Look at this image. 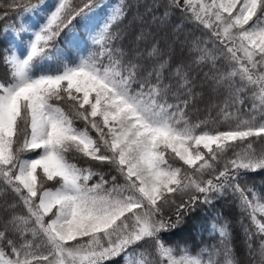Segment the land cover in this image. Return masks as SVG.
<instances>
[{
    "label": "snow or ice",
    "instance_id": "6c2138e0",
    "mask_svg": "<svg viewBox=\"0 0 264 264\" xmlns=\"http://www.w3.org/2000/svg\"><path fill=\"white\" fill-rule=\"evenodd\" d=\"M168 7L190 13L212 29L229 54L230 69L222 79L232 86L233 78L238 77L236 91H251L255 103L250 115L236 116L235 123L223 130L197 131L201 124H190L185 116L191 95L188 78L185 75L178 82L186 97L180 99V92L164 82L166 64L155 40L147 52V58L156 60L151 70L140 62L144 57L138 49L129 56L111 46L119 38L113 26L127 18L126 6L87 0L76 7L70 0H57L34 32L26 53L6 58L10 79L0 81V183L26 209L25 215L13 214L9 223L21 235L42 236L46 251L31 241L17 247L7 240L9 250L0 247V264H105L121 254L123 264H205L202 253L194 255L186 248L166 244L162 233L172 225L164 219L162 209L172 193H201L210 202L211 194H223L226 185L238 194L242 210L256 229L246 230L249 240L253 235L262 237L264 256V220L257 219V213L264 216V203L260 202L264 197L240 183L242 171L264 169V153L257 155L253 148V138L264 139V0H168ZM44 8L37 0L25 11ZM102 8L112 10L89 36L104 49L106 62L104 53L97 52L78 62L63 63L55 72L33 71L36 63L51 59L50 41L77 17L86 25ZM74 28L69 29L70 34H75ZM150 37V32L141 31L136 40ZM197 55L204 60L208 53L198 49ZM175 75H181L179 68ZM170 92L176 98L173 103L168 100ZM53 101L71 102V111ZM225 116L232 114L225 111ZM77 118L86 122L85 127L75 126ZM90 129L96 132L95 138ZM17 137L22 139L18 142ZM169 150L193 171L169 163ZM26 151H38V155L21 159L19 153ZM69 151L114 166L124 183L117 184L113 176L111 186L106 187L109 181L102 174L70 162L65 155ZM229 151L233 158L215 177L220 183L203 180L204 170L213 168V162ZM38 170L48 181L59 178V187L45 189ZM94 175L100 179L89 185ZM197 200L200 197L193 194L189 204ZM46 217L50 219L46 221ZM212 229L219 231L222 264H236L228 226L217 229L213 224ZM3 238L0 231V240ZM141 241L154 245L155 261L144 259L146 250L134 248ZM133 255L141 259L133 260Z\"/></svg>",
    "mask_w": 264,
    "mask_h": 264
},
{
    "label": "trees",
    "instance_id": "16d2710c",
    "mask_svg": "<svg viewBox=\"0 0 264 264\" xmlns=\"http://www.w3.org/2000/svg\"><path fill=\"white\" fill-rule=\"evenodd\" d=\"M46 8L38 12H26L25 8L37 3V0H0V81L7 83L10 79V69L6 65V58L12 52L22 55L27 51V43L33 37V32L39 30V26L44 22L48 9H51L57 0H41ZM76 7H82L87 0H70ZM112 7L118 5L126 6L127 18L118 25L113 26V32L119 37L115 40V48H121L131 56L139 50L144 58L140 60L145 70H151L156 65V60L147 58L150 45L155 40L161 53L160 59L165 62L163 79L165 83L173 86V91L180 92V99H184L183 89H178V82L186 75L191 88L189 103L185 109V116L190 124H201L202 131L205 128L223 130L229 124L235 123V117H247L250 109L255 103L251 98V91H236L239 85V78H233L232 86L229 81L223 80V76L230 69V64L226 57L229 55L224 46L212 35V29L205 28L198 23L190 13L182 12L168 7V0H106ZM112 8H102L97 11L85 25L79 23V17L73 20L68 28L64 29L59 36L50 41L49 54L51 59L36 63L33 71L55 72L60 69L63 63L78 62L81 58L97 52L104 53L101 46L94 45L89 33H93L105 20ZM6 13V15H5ZM259 15V14H258ZM255 21V18H254ZM250 22L249 25H252ZM74 28L75 34H70L69 29ZM215 26V25H214ZM141 31L150 32L151 37L144 41L136 40ZM206 50L208 56L200 60L197 50ZM240 55V53H238ZM107 54L103 59L107 61ZM258 59V57H257ZM180 69V76L175 75L176 69ZM217 81H220L218 83ZM170 103L176 98L169 93ZM243 100V103L240 101ZM59 104L66 112L71 111L69 101H53ZM227 105V107H226ZM225 111L232 114L225 116ZM259 119V115H258ZM78 128L85 127L86 122L82 119L74 120ZM91 135L97 136L94 130L90 129ZM22 137H17L18 142ZM253 148L257 155L264 153V139L253 138ZM203 150V149H202ZM206 152V150H203ZM38 155V151H26L19 153L21 159L31 158ZM70 162L80 168H91L94 172L102 174L104 179L109 181L111 186L112 177H116L117 184H123L124 180L116 171L115 167L107 162H99L84 157L75 151L65 153ZM207 158V156H206ZM233 158V152L224 153L213 162L214 167L205 169L201 177L203 180L211 179L214 184L220 183L216 176L224 170L225 164ZM169 163L183 166V162L175 157L169 150L166 153ZM192 172V169H187ZM38 176L42 178L45 189H55L59 187V178L48 181L43 178L42 170H38ZM241 186H247L259 195L264 197V169L255 172L242 171ZM100 175H94L89 180V185L97 182ZM223 179V178H221ZM200 197L194 204H189V198L193 195ZM210 202H205L203 194L192 191H181L171 194V200L162 209V215L172 227L162 233L166 244L186 248L192 254L202 253L205 264L214 261L215 264H222L223 255L221 249V238L219 231H213L212 225L217 229L227 225L229 229V241L232 248V255L236 264H264V256L261 255V240L259 235L248 238L247 229L255 232V227L251 224L248 215L242 210L238 194H235L231 187L225 186L223 194L212 193ZM264 203V199L260 200ZM183 205V207H181ZM15 215H25L26 209L17 198L16 194L8 190L7 186L0 183V231L4 232L3 240H0V247H9L7 240L19 247L25 241H31L34 245H42L41 251H46L43 247L42 236L32 238L31 233L21 235V233L9 223L11 217ZM50 217H46L47 221ZM136 249L146 250L144 259L155 261L157 259L154 245L149 241H141L134 246ZM131 252L132 249H129ZM218 253H220L218 255ZM133 260H140L139 255H133ZM124 255L114 257L105 264H123ZM43 261L36 262L41 264Z\"/></svg>",
    "mask_w": 264,
    "mask_h": 264
},
{
    "label": "rangeland",
    "instance_id": "374dc122",
    "mask_svg": "<svg viewBox=\"0 0 264 264\" xmlns=\"http://www.w3.org/2000/svg\"><path fill=\"white\" fill-rule=\"evenodd\" d=\"M225 15H227L226 13H225ZM233 15H235V13H233ZM251 26V25H250ZM250 26H246V27H250ZM33 34H34V32H33ZM33 38V37H32ZM31 42V40L30 41H28V43H27V46H28V44ZM16 54L15 52H12V53H10L9 55H8V57L11 55V54ZM17 55V54H16ZM257 219H260V220H264V216H261L259 213H257ZM41 264H46V262H43V263H41Z\"/></svg>",
    "mask_w": 264,
    "mask_h": 264
}]
</instances>
